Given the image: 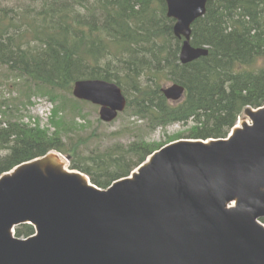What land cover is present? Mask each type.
I'll return each instance as SVG.
<instances>
[{
  "label": "water",
  "instance_id": "water-1",
  "mask_svg": "<svg viewBox=\"0 0 264 264\" xmlns=\"http://www.w3.org/2000/svg\"><path fill=\"white\" fill-rule=\"evenodd\" d=\"M164 1L180 62L205 56L190 26L208 0ZM161 91L176 101L184 87ZM72 94L106 122L126 106L105 80H77ZM243 113L227 139L170 142L107 189L54 150L2 173L0 264H264V104ZM24 224L33 234L16 237Z\"/></svg>",
  "mask_w": 264,
  "mask_h": 264
},
{
  "label": "trees",
  "instance_id": "trees-1",
  "mask_svg": "<svg viewBox=\"0 0 264 264\" xmlns=\"http://www.w3.org/2000/svg\"><path fill=\"white\" fill-rule=\"evenodd\" d=\"M173 24L164 0H0V68L14 80L11 89L18 82L29 90L25 101H0V174L55 149L106 188L160 147L142 139L86 152L68 146L59 105L50 136L20 121L32 94L57 100V91L71 94L80 79L115 82L151 127L191 123L188 138L225 137L245 107L263 104L264 0H209L190 38L208 54L186 64ZM170 83L185 88L182 100L164 97ZM32 233L30 225L15 230Z\"/></svg>",
  "mask_w": 264,
  "mask_h": 264
},
{
  "label": "rangeland",
  "instance_id": "rangeland-1",
  "mask_svg": "<svg viewBox=\"0 0 264 264\" xmlns=\"http://www.w3.org/2000/svg\"><path fill=\"white\" fill-rule=\"evenodd\" d=\"M7 73L4 68H0V101H8L11 106L12 98L15 95L25 101L29 90L16 81L17 87L12 90L10 86L14 84V80ZM38 95L40 94L35 93L31 96L29 105L21 111L20 117L25 121L23 123L28 125H33L34 123L29 120H34L37 124L36 127L46 130L47 135L50 136L56 131V126L51 122L49 116L45 117L47 113L45 110L51 106L45 104L42 98H37L41 97ZM56 96L58 99L54 100L53 107L62 106L59 114L62 115L63 121L66 123L58 126L63 129V140L68 146L76 143L79 150L83 152L96 148L104 149L115 142L127 144L134 139H142L157 148L172 140L185 137L192 125L191 123L187 125L174 123L167 126L151 127L148 125V120L134 115L130 107L119 113L112 122H103L99 119L98 106L78 101L71 94L62 91H57ZM42 97L44 98V96ZM37 104L40 105L39 110L33 107ZM59 121V118L54 120L55 123Z\"/></svg>",
  "mask_w": 264,
  "mask_h": 264
}]
</instances>
